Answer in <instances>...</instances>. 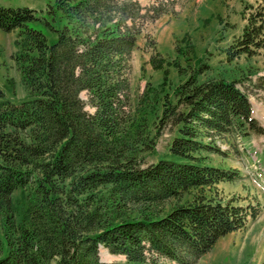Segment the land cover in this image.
Wrapping results in <instances>:
<instances>
[{
	"label": "trees",
	"instance_id": "trees-1",
	"mask_svg": "<svg viewBox=\"0 0 264 264\" xmlns=\"http://www.w3.org/2000/svg\"><path fill=\"white\" fill-rule=\"evenodd\" d=\"M159 4L54 0L63 23L51 44L29 26L34 10L0 6V30L17 32L29 94L18 104L0 101V264H196L220 237L259 216L255 206L217 197V184L239 174L203 154L219 152L214 136L257 128L234 80L175 88L184 106L177 133L165 157L143 165L159 90L149 83L151 99L132 109L129 58L145 26L164 13ZM263 19L264 10L248 14L235 53L264 47ZM163 63L152 59L159 70ZM100 246L124 260H100Z\"/></svg>",
	"mask_w": 264,
	"mask_h": 264
},
{
	"label": "rangeland",
	"instance_id": "rangeland-1",
	"mask_svg": "<svg viewBox=\"0 0 264 264\" xmlns=\"http://www.w3.org/2000/svg\"><path fill=\"white\" fill-rule=\"evenodd\" d=\"M154 1L138 0V3L149 7ZM157 1L162 3L159 5L164 13L145 26L129 58V103L132 109L138 100L151 99L152 94L147 90L149 83L158 85L159 90L156 94L159 99L157 112L148 127L154 141L148 143L152 147L143 152V165L165 157L177 133V114L184 106L183 93L178 96L175 88L193 81L199 84L219 78L234 80L251 102L257 128L260 126L263 130L246 125L245 135L214 136L210 142L219 152L203 154L208 156L213 166L239 174L234 181L217 184V197L225 202L235 200L234 204L255 206L260 209V214L256 219L248 218L241 229L220 237L196 264H264V180L260 181L251 170L254 159L264 163V156H260L264 153V47L250 55L237 54L234 50L236 40L248 22V14L264 10V0ZM0 6L34 10L36 19L29 22V26L40 30L48 43L56 41L55 29L60 28L63 19L55 9L54 0H0ZM261 23L264 24V19ZM16 40V31L0 30V101L18 104L29 98V94L21 79ZM152 59L164 60L163 70L155 68ZM187 89L185 94L191 91ZM80 97L87 100L84 91ZM166 108L169 109L164 114ZM85 109L93 112L87 104ZM204 141L209 142L208 139ZM13 199L17 200L16 207L19 208L21 198L18 191L14 192ZM173 202L178 200L173 199ZM165 206L166 209L170 207L168 204ZM1 221L0 216V239L4 242ZM99 257L110 262L125 258L108 253L102 246ZM161 262L175 264L163 258Z\"/></svg>",
	"mask_w": 264,
	"mask_h": 264
}]
</instances>
